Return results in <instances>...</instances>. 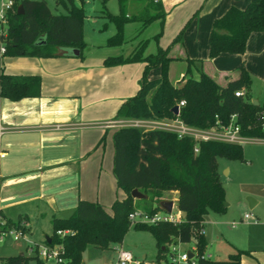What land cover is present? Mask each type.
<instances>
[{
  "label": "trees",
  "instance_id": "obj_1",
  "mask_svg": "<svg viewBox=\"0 0 264 264\" xmlns=\"http://www.w3.org/2000/svg\"><path fill=\"white\" fill-rule=\"evenodd\" d=\"M80 1L57 0L67 11L55 12L47 0H15L14 7L8 12L7 32L2 34L5 47L3 55L55 56L64 53L62 48L69 47L79 48V54L83 55L86 46L83 32L86 9L84 0ZM107 1L102 0L103 10L106 11L104 15L116 24V32L107 38L108 45H120L126 40L127 22L141 20L146 25L157 18L164 20L166 15L160 0H147L146 6L138 13L129 12L128 0H119L120 11L113 13L107 9ZM20 5L22 11L19 10ZM183 30L176 38L181 37ZM262 30L264 0H250L245 7L232 4L214 20L210 33V55L216 56L226 51L244 52L250 34ZM161 33L155 37L159 39ZM146 43V40L141 41L140 47L128 55H108L104 59L106 65L145 62L141 87L135 95L121 103L118 117H179L188 124L209 127L218 118L228 123L232 114L236 113V122L243 134L264 137V105L251 100L252 78L244 62L238 66L239 75L222 84L202 67H197L199 76L192 74V64H203V60L187 58L188 67L183 79L175 83L170 77L173 59L169 53L170 46L159 45L156 52L145 54ZM154 67H160L161 74L149 78V71ZM41 85L40 74L6 73L0 55V99L3 95L13 99L38 96L41 94ZM238 89L244 93L237 95ZM181 100L185 102L179 113H175L173 106ZM113 140V170L118 185L127 194L117 197L111 210L97 200L80 198L68 215L52 217L50 243L64 245V264H83V252L89 244L107 249L113 243H121L131 225L154 235L158 245L155 256L157 264L169 260L170 243L173 241H194L197 248L196 264H241L243 253L249 250L238 248L229 253L226 259L205 256L209 240L203 228L205 218L211 211L224 213L228 205L219 157L245 159L242 143L219 139L198 140L192 135L180 137L170 129H146L133 124L117 127ZM134 188L146 195L141 198L133 196ZM167 189L179 191L178 205L183 213L182 221H131L129 214L135 207L147 211L160 208L159 200ZM22 220L9 218L3 221L0 218V234L10 227L20 226ZM58 229H70L73 232L61 235L57 233ZM34 255L37 264H47L39 255ZM31 257L17 253L0 255V260L2 264H27Z\"/></svg>",
  "mask_w": 264,
  "mask_h": 264
},
{
  "label": "crops",
  "instance_id": "obj_2",
  "mask_svg": "<svg viewBox=\"0 0 264 264\" xmlns=\"http://www.w3.org/2000/svg\"><path fill=\"white\" fill-rule=\"evenodd\" d=\"M160 1L166 11L164 20L157 18L146 25L141 20H133L125 24V30L131 25L134 28V42L128 51L112 48L92 57L85 55L84 49L83 55L74 54L69 47L62 48L64 53L55 56L3 55L0 33L4 71L42 76L40 95L19 99L3 95L0 99V216L5 220H26L29 237L34 233V223L41 219L51 221L54 215H68L80 198L97 200L111 210L113 201L127 194L118 185L113 170V133L121 125H109V122L116 119L121 103L138 92L145 62L106 65L104 59L108 55L129 53L143 40L147 41L145 54L156 52L159 45L170 46L169 53L173 57L170 77L175 83L183 79L187 58H201L204 70L222 84L237 77L238 66L244 62L252 78L251 100L264 105V30L250 34L244 52L210 55L214 20L232 4L245 7L250 0ZM146 4L147 0H128L129 12L138 13ZM107 25L105 22L103 27ZM183 28L181 37L176 38ZM115 32L116 24L112 34ZM159 32L162 33L157 39ZM127 40L126 37L122 44L109 46H123ZM105 44L108 45L107 40ZM173 63L181 64V71L175 75ZM195 70L194 75L199 76L198 69ZM160 74V67H154L148 77ZM140 119L172 121L171 118ZM94 120L102 121L92 125ZM103 136L106 138L102 139ZM260 138L264 137L250 140ZM174 193L173 198H164L175 199L178 204L179 191L174 189ZM250 199L252 206L260 203V199ZM254 216L257 220L253 217L249 220L264 228L262 216ZM206 220L203 231L209 246L213 242L217 244L215 252L208 247L207 253L212 258L226 259L229 253L241 248L249 250L243 253L241 264H264V229L256 235V240L253 238V242L263 245L249 240L241 243L233 237H209ZM47 235L50 233H46L45 240ZM193 245L185 248L190 250ZM120 246L125 247L122 242ZM11 254L15 253L4 254L0 248V255ZM140 259L143 264H157L155 258L147 259V253Z\"/></svg>",
  "mask_w": 264,
  "mask_h": 264
},
{
  "label": "rangeland",
  "instance_id": "obj_3",
  "mask_svg": "<svg viewBox=\"0 0 264 264\" xmlns=\"http://www.w3.org/2000/svg\"><path fill=\"white\" fill-rule=\"evenodd\" d=\"M48 4L55 12H66L67 9L57 2V0H47ZM81 3L80 0H78ZM1 4V0H0ZM84 7L86 9V17L84 20V36L86 40V46L84 48V54L92 57L96 56L99 52L106 53L105 51L112 48H123L125 51L131 49L134 42V28L128 26L125 30L126 37L128 40L125 45L119 47H113L106 45L108 35L115 31V23L112 22L104 14L106 13L102 0H84ZM107 7L110 11L119 12L120 5L119 0H108ZM108 22L107 27H103L104 23ZM99 43L104 45L100 46ZM141 42L129 52L131 53L134 49L140 47ZM125 53L124 55H128ZM172 72L179 73L181 71V64L173 63ZM204 68V64L198 62L196 65L192 64V74L196 73V68ZM175 79V78H174ZM123 118L128 120L126 117H116L117 120ZM102 120L92 121V125L101 122ZM106 138V137H105ZM258 138V137H251ZM244 146L245 159L239 158H227L225 156L219 157L220 170L222 180L226 187V200L228 202L227 209L224 213H217L211 211L207 216L206 230L209 237L216 238H228L233 237L237 241L248 240L251 243L253 238H257V234H261L264 229L260 225H255L252 220L246 219V213H252L261 215L264 220V138L254 139L242 143ZM175 195L174 189H167L164 191L163 198H173ZM260 199V203L252 206L251 199ZM175 209H178L177 201H175ZM5 221V219L0 216ZM238 221L237 226H233L232 222ZM34 233L30 235L33 241L38 243L45 241L46 233L52 234L53 224L52 221L41 219L33 224ZM124 246L134 253L136 257L143 258V254L147 253V259H153L157 252V243L154 235L143 229H137L133 225L130 226L126 232L122 241ZM243 243V242H241ZM261 243V244H260ZM259 245H263L260 242ZM121 243H113L109 248L102 249L93 244H89L83 252V264H114L115 259L118 255L117 246ZM174 244V241L170 243V246ZM194 244V241L188 242L181 246V250L185 249L186 246ZM216 242H213L209 249L215 252ZM1 252L4 254L8 253H19L24 252L25 254L32 256L27 264H37V260L33 252L29 251L26 247V241L24 239L14 240L11 234L7 235L5 240L0 243ZM208 250L205 252V254ZM216 256V254L214 253ZM169 260H163L164 264H171L170 254L168 255ZM2 264V262H1ZM47 264H54L53 261H47Z\"/></svg>",
  "mask_w": 264,
  "mask_h": 264
},
{
  "label": "built area",
  "instance_id": "obj_4",
  "mask_svg": "<svg viewBox=\"0 0 264 264\" xmlns=\"http://www.w3.org/2000/svg\"><path fill=\"white\" fill-rule=\"evenodd\" d=\"M15 0H1L0 4V33H6L8 27V12L10 9L14 7ZM2 50H5L4 45H2ZM244 91L242 89L236 90L237 95H242ZM184 100L178 102L179 110L181 105L184 104ZM179 113V112H178ZM237 114L234 113L231 116V120L228 123L222 122L219 118L216 122L209 127H199L195 125L188 124L184 122L181 118L175 117L171 118L172 121H164V120H154L149 121L146 119L133 118L129 121L123 119H115L109 122V125H125V124H133L137 126L148 128H166L173 131H176L178 135H192L196 139H219L230 142H238L243 143L249 141L251 139L250 136H247L242 133L241 127L239 123L236 122ZM198 147H196V150ZM175 199L172 210L168 211L162 207L154 210L147 211L142 207H135L129 214V217L133 223L135 222H150L157 223L163 220L179 222L183 220V213L181 209H175ZM257 218L252 213H246L245 218ZM238 222L233 221L232 224L236 225ZM28 222L26 220H22L20 226L18 227H10L6 230H3L0 234V243L3 242L7 235L11 234L14 240L24 239L28 242V250L33 252L34 254L39 255L42 259L46 261H53L54 264H64L66 261V257L64 255V245L61 243H50L46 240L42 243H37L31 240L28 234ZM73 232L70 229H58L57 233L64 235L66 233ZM182 241L174 242L173 245L170 246V261L173 263H191L196 264L197 262V248L196 244L187 250L186 248L181 250ZM118 255L115 259L114 264H143V260L137 258L132 250L120 246L118 247ZM193 252V255H190ZM205 256L211 257L210 253H206ZM1 264V260H0Z\"/></svg>",
  "mask_w": 264,
  "mask_h": 264
},
{
  "label": "water",
  "instance_id": "obj_5",
  "mask_svg": "<svg viewBox=\"0 0 264 264\" xmlns=\"http://www.w3.org/2000/svg\"><path fill=\"white\" fill-rule=\"evenodd\" d=\"M19 10L22 11V5L19 6ZM72 51L74 52V54H78L80 52V49L79 48H72ZM255 104H258V101L257 100H254L253 101ZM173 111L175 113H178L179 112V106L178 104H175L173 106ZM132 195L137 197V198H141V197H144L146 194L143 193L142 191H140L138 188H134L132 190ZM159 204L162 208L164 209H167L168 211L172 210V207H173V204H174V200L173 199H169V198H162L159 200ZM228 204V202H227ZM47 240L49 242L52 241V238L50 235H47ZM191 254L190 255H193V252H190Z\"/></svg>",
  "mask_w": 264,
  "mask_h": 264
}]
</instances>
